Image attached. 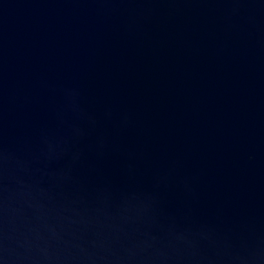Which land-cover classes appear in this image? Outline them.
Listing matches in <instances>:
<instances>
[{
  "label": "water",
  "instance_id": "1",
  "mask_svg": "<svg viewBox=\"0 0 264 264\" xmlns=\"http://www.w3.org/2000/svg\"><path fill=\"white\" fill-rule=\"evenodd\" d=\"M0 264H264V0H0Z\"/></svg>",
  "mask_w": 264,
  "mask_h": 264
}]
</instances>
